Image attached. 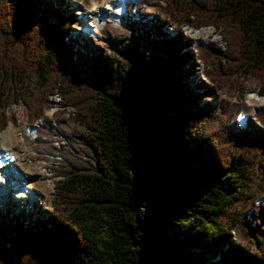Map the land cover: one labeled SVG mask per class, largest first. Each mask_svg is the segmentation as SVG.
I'll return each instance as SVG.
<instances>
[{
    "label": "trees",
    "instance_id": "obj_1",
    "mask_svg": "<svg viewBox=\"0 0 264 264\" xmlns=\"http://www.w3.org/2000/svg\"><path fill=\"white\" fill-rule=\"evenodd\" d=\"M62 8L0 0V131L13 105L31 124L62 108L33 139L61 160L51 211L0 213V264H264V108L241 126V104L220 99L219 126L183 138L194 166L177 200L163 204L156 181L175 109L216 101L241 75L264 98V0L140 1L124 28L106 23L87 41ZM184 28H212L222 44H194ZM200 247L219 252L176 255Z\"/></svg>",
    "mask_w": 264,
    "mask_h": 264
},
{
    "label": "rangeland",
    "instance_id": "obj_2",
    "mask_svg": "<svg viewBox=\"0 0 264 264\" xmlns=\"http://www.w3.org/2000/svg\"><path fill=\"white\" fill-rule=\"evenodd\" d=\"M140 1H147L148 3L161 2V0H65L66 8H62L61 10L63 14H72L75 17L77 24L73 27L72 33L77 35V38L86 41L88 36H93L106 23L124 28L126 17H130L127 8H133ZM90 4L91 6L96 4L103 14L100 13L98 17L87 20L85 27H81V18L90 9ZM184 33L197 45H206L210 42L216 45L222 44L221 37L212 28H202L199 30L184 28ZM194 33L203 34L194 35ZM191 71L192 78H201L202 68L200 65L191 69ZM257 85L258 79L256 77L241 75L234 79L233 86L229 90L219 93L216 101L197 98L195 101L175 109L170 114V118L173 120L172 133L163 140L162 152L160 153L161 162L159 163L156 180L157 184L161 187L163 204L177 200L181 194V184L185 181L187 174L194 166L183 138L189 136L194 139L201 138L208 128H217L219 126L217 104L220 99H227L230 102H239L241 104L239 122L241 126H244L247 117L264 108V98L258 96L256 93ZM52 100L54 102L59 101L56 95L52 97ZM59 109L61 110L62 108L56 105L51 107L44 112L43 121L39 120L34 124L28 121L26 109L22 105H13L6 111L7 116H13L14 123L7 122L5 127L0 131V145L3 144L1 141L3 140L2 134L7 132L8 129L12 128L16 133H21L31 155L30 160L29 156L26 157V161L38 163L43 173L41 176L36 175L37 177L22 174L23 177L21 176V178L26 179L34 186V189H26L27 192L23 194L26 197L23 199L16 198V194L14 193L0 189V213L4 218L8 219L11 217L12 219H16V221H20V214H34L37 207H39V211L43 215L51 211L50 201L53 195L54 182L57 179L54 169L61 160L56 152L42 157L35 150L33 139L36 129L43 127V123L55 124L54 121L52 122V115ZM68 111V108H66V115ZM181 120H186V123H181ZM188 122H191L192 125H189ZM62 140L63 144L66 145L65 139ZM54 145L58 150L61 143H55ZM9 181L17 183L14 179H9ZM44 184L47 187H51L47 190V193L38 196L34 190L39 187L44 188ZM218 252L219 250L217 249L200 247L191 248L186 253L177 252L176 255L187 262H193L196 259L198 260L196 262H200L201 260L205 262L206 260L216 258Z\"/></svg>",
    "mask_w": 264,
    "mask_h": 264
},
{
    "label": "bare ground",
    "instance_id": "obj_3",
    "mask_svg": "<svg viewBox=\"0 0 264 264\" xmlns=\"http://www.w3.org/2000/svg\"><path fill=\"white\" fill-rule=\"evenodd\" d=\"M90 6V9L81 18V27H85L87 20L98 17L101 13L100 8L97 7L96 4ZM201 34L203 33H194V35ZM2 135L3 140L1 141L3 144L0 145V189L2 191L4 190L9 193H14L16 194V198L23 199L26 197L23 195L27 192L26 189H34V186H32L26 179L21 178L22 174L28 176H41L43 171L38 163L26 161V157L29 156L28 158L30 160L31 155L29 153L28 145L25 143L21 133H16L10 128ZM9 179H14L17 183L10 182ZM43 186L44 188L39 187L34 190L38 196L47 193V190L51 187H47L45 184Z\"/></svg>",
    "mask_w": 264,
    "mask_h": 264
}]
</instances>
